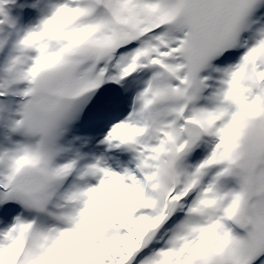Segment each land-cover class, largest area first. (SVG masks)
Returning <instances> with one entry per match:
<instances>
[{"label": "bare ground", "instance_id": "bare-ground-1", "mask_svg": "<svg viewBox=\"0 0 264 264\" xmlns=\"http://www.w3.org/2000/svg\"><path fill=\"white\" fill-rule=\"evenodd\" d=\"M94 1L9 0L10 9L18 5L28 9V21L19 22L21 29L32 35L29 29L36 24L38 34L21 37L20 29L14 37L17 23L12 18L5 26L13 28V35L7 36L4 49L0 45V93H5L0 100V169L4 174L2 178L0 173V264H125L151 225L159 227L168 219L166 206L171 200L163 196L158 198L160 204L153 200L158 188L141 189L143 181L148 184L143 170L137 183L131 180L128 185L127 171L122 162L121 166L115 162V148L110 147L115 146L118 134L126 138L124 150L134 152L141 137L166 130L160 181L165 188L175 189V203L187 209L188 215L182 220L177 217L174 229L166 231V247L155 246L134 264H172L170 255L176 250L179 264H264V36L260 35L264 27L255 29L260 26L257 17L264 15V0H212L216 38L187 92L179 82L190 72L193 39L190 29L177 23L187 0ZM68 2L75 6L69 7L74 10L70 18L62 11ZM108 10L117 18V28ZM74 13L95 24L82 29V19ZM162 22L163 32L142 36L149 28H160ZM56 35L65 50L48 60L42 39L49 41ZM235 53L241 55L236 62L230 60ZM107 60H112L110 74L98 88ZM224 61L226 67L221 64ZM143 65L145 69H140ZM230 66L239 70L230 73ZM159 69L168 70L169 77H156ZM132 72L137 75L131 87L140 85L146 93H132L118 113L141 106L143 97L142 109L149 115L139 123L141 130L130 129L118 113H101L95 122L88 119L85 112L99 103L107 107L104 102L112 94L127 89L117 81ZM166 80L174 86L161 89ZM107 90L109 94L103 93ZM178 93L181 101L186 100L176 101ZM21 96L26 98L22 103ZM95 123L104 127L98 130ZM7 131L10 153L3 152ZM92 136L98 141L100 158L84 148L78 154L75 148ZM219 171L217 189H210L201 203L193 202L191 208L197 206L193 215L185 203ZM33 175L48 187L29 189ZM68 179L72 181L66 198L63 187ZM230 187L237 190L230 194ZM134 196L133 209L115 220ZM228 202L234 205L227 214L231 221L217 218L213 223ZM100 216V221L114 220L104 224L98 221ZM229 223L234 235L225 236L220 231ZM201 238L213 243V248L207 249L208 244L199 248ZM12 247H16L13 255Z\"/></svg>", "mask_w": 264, "mask_h": 264}, {"label": "rangeland", "instance_id": "rangeland-1", "mask_svg": "<svg viewBox=\"0 0 264 264\" xmlns=\"http://www.w3.org/2000/svg\"><path fill=\"white\" fill-rule=\"evenodd\" d=\"M5 1V2H4ZM124 4V9H125V2ZM70 6H65L63 5L62 11L64 13V15L67 18H70L71 14L74 12V10L72 8L69 9ZM113 8V7H112ZM18 10H22V9H18ZM66 10V12H64ZM60 11L58 10L56 13H59ZM24 12L22 11H13L12 9H10V4H9V0H0V22L3 21V24L0 23V45L2 47V49L5 48L6 44H7V36H12L13 33V28H9L7 26H5V24H7L8 22H12V18L15 19V22L17 23V34L16 36H19V31L21 29V24L19 23L20 21H22V18L24 17ZM213 14H214V6L212 3V0H187L186 5L181 9L180 13H179V19H178V24L186 26L190 29L191 33H192V39H193V48H192V53H191V58H190V72L188 74V78L182 80V82H179L180 85H184L185 87V91H189V88H191L193 86V80L197 81V74L198 71L200 70L201 66H202V60L206 57L207 52L209 51L210 47H211V41L212 39L216 38V26L214 25V21H213ZM74 15L77 16V14L74 13ZM79 19H82L81 22V28L82 29H86L89 26H91L92 24L95 23H91L90 20H88L83 14H81L80 16L78 15ZM66 18V19H67ZM7 19V20H6ZM47 19H50V16L47 15ZM257 22H259L261 24V28L260 30L263 29L264 27V15L258 16L257 17ZM180 27V26H177ZM36 24H32L30 27V31L31 33H26V34H21L20 36H26L27 38H32L33 34L37 35L38 32L36 31ZM262 36H264V30L261 32ZM42 42L48 47V51H47V55L48 56V60H51L52 58H57L60 55V51H64L65 50V43H61V40L59 39V37L56 35L54 37H52L49 41H46L45 39H42ZM48 42V43H47ZM37 54V53H36ZM35 54V55H36ZM65 54V53H63ZM39 56V53L37 54ZM36 55V56H37ZM66 56V55H64ZM235 55L233 54V57ZM111 57V56H110ZM232 57V58H233ZM112 58V57H111ZM118 57H116L115 59H117ZM1 61V59H0ZM226 61L222 62L221 64L224 65ZM229 72H236L238 71V67L237 66H230L229 68ZM160 71L159 74H156V77H160V76H165V77H169V71L168 70H163V69H159ZM5 78V77H3ZM2 81L4 82V80L2 79ZM137 87L135 89H138L139 92L142 94L146 93V88H141L140 85H136ZM169 86H174V84H172L171 82H169L168 80L164 81L161 85V89L169 87ZM141 90V91H140ZM121 91L117 92L115 95L112 94V97L108 98L107 101L104 102V104H107V107H101L99 104L95 105L92 108H88V109H92L90 112H85V116H88V119L91 118L92 122H95L97 120L98 117H102L101 113L103 114H111V113H118L122 108H124L127 105V100H128V94L127 93H120ZM125 92V91H124ZM106 94H109L108 90L103 92ZM1 93H0V100L3 98L1 97ZM171 95V92H170ZM125 97V99H124ZM182 99V94L178 93V96L175 98L176 101H181ZM26 98L24 97H20V103H22L21 101H25ZM116 100H118L119 102H117ZM186 99H184L183 101H185ZM141 103L139 105V107L136 108H130L127 113L123 114H119L120 119L121 117L122 119V123L126 122L128 127L132 130H134L135 132H138L139 130H141V128H138L139 123L146 121L148 119V110H144L142 109L143 106H145V102L143 100H140ZM181 101V102H183ZM157 102V101H156ZM99 105V106H98ZM168 105L171 106L172 105V101L171 99L168 101ZM134 109V110H133ZM158 110V109H157ZM156 112V111H155ZM159 114V113H158ZM128 117V120H126V118ZM162 117L159 118H155V120H160ZM113 122V120H112ZM104 127V125L102 123H95V128L99 130L100 127ZM80 127L79 123H76V125L74 126V128H78ZM91 133L95 134V131H92ZM167 133H169V130L163 131L161 134H159L158 136H152V135H146L144 137H141L137 144H136V150L134 152L131 151H126L124 150V144L126 142V138H122L121 136L117 135V139H116V143L115 146L110 147V141L109 143H106V147H110V148H115L112 151V157L115 160V162L118 163V166H121V162H122V166L123 169H126L127 173L126 175L128 176V185H130V181L132 180L133 183H137L138 180V173L141 172L142 170L145 173V176L148 180V184L146 183V181H143L139 186L141 187V189H148V188H158V197H153V200H155L156 202L162 204V201H160L158 198H162L164 196V200H166L167 202L170 201L169 205L166 206V210L169 208L170 214H168V219L164 222L161 223L159 225V227L155 226L153 228H151L149 230V232H147L146 236H144L143 242L141 244V246L138 248L136 254L134 256H132L125 264H134V262L137 260V257L145 254L147 252H150L152 250V248H154L157 245H164L166 247L167 245V236L168 234H166V231H169V233L174 229V227L177 225V217L180 218V220L183 218H185V216H183L182 214H184V209L181 207V209L179 208V205L177 203H175V189H171L170 187L165 188L164 183H161L160 181V177H161V168H162V160L160 159V156L162 155V148L161 145L163 144V139L164 137H167ZM1 137V135H0ZM70 135L67 137V139H69ZM93 136L86 140V142L84 144H78L76 145V149H77V153L79 154L80 151L82 150V148H84V151L87 153L88 149H86L87 144L90 143H97V141H94L95 139ZM11 141V134L7 131L6 133H4L3 135V143L5 145L3 152L6 153H10L12 150L9 149V147L6 145L8 142ZM18 145V142H17ZM122 151H120V150ZM22 150V149H21ZM21 150L19 152H21ZM26 150V148H25ZM83 151V150H82ZM1 155V152H0ZM221 159L223 158V152L221 151ZM219 156V157H220ZM97 158H100V155H96ZM103 157H107V154H104ZM96 158V159H97ZM215 158H218V156H215ZM170 158V162L172 167L176 166V163H173V159ZM107 161V160H105ZM112 160H108L109 163H111ZM175 168V167H174ZM0 173H1V177H4V174L2 172V170L0 169ZM221 174V172L219 171V174L217 176H213L209 179H207L205 182H203V187L199 190L196 189V191H194L190 197V201L188 203H185L188 208L192 209L190 210L193 215H197V206H193V208H191L193 202L195 200H197L199 203H201L204 199L207 198L208 192L210 191V189H217V184L216 182H219V175ZM41 178L38 177L37 175H33L32 179L29 181V185L31 186V189L33 191L34 188H37V190L41 189V188H45L48 187V183H43L41 182ZM27 182V181H26ZM41 183V185L37 186L38 183ZM95 185L91 186L94 187ZM138 186V187H139ZM65 187V186H64ZM93 189V188H92ZM62 190V189H60ZM235 190H237L234 187H230L228 193H233ZM219 191V190H218ZM68 189L64 190L63 188V195H65L64 197L67 198V194H68ZM73 194V190L70 191L69 196H71ZM234 194H237L234 193ZM136 203V197H132L130 199V201L128 202V208H124L123 209V213L119 212L118 214L115 215V219L119 220L121 218L124 217V215L127 214V209H133V207L135 206ZM213 203L217 204V201H213ZM229 204L230 202H228L227 205H225V207L227 209L224 210V212H220L218 214V217H213L214 222L213 223H217L218 219H223L226 217V212L229 208ZM181 205L183 206L184 203H181ZM230 206H233V204H231ZM161 207V206H160ZM224 207V208H225ZM214 208H217L214 205ZM223 208V209H224ZM221 209V208H220ZM188 214V213H187ZM157 216L154 215L153 218H156ZM100 221L101 216L98 218ZM110 220H114L112 218L109 217H105L103 221H100L101 223H107V221ZM1 221V220H0ZM155 225V224H154ZM165 225V226H164ZM164 226V227H163ZM225 230V231H224ZM152 231V232H151ZM221 233H224L223 235L225 236H232L234 235V231H233V227L232 224H226L225 229L220 231ZM196 239V238H195ZM199 239V237L197 238V240ZM183 242V241H182ZM180 243L179 244V248L184 244V243ZM187 243V242H185ZM203 244H208V240L203 241L202 238L199 240V248H201V246ZM213 248V243L208 244V246L206 247L207 249L209 248ZM16 247H12V251H11V255H13L15 253ZM171 262L172 264H179L180 263V254L178 253V250L176 251H172L171 255ZM184 259H182L183 261Z\"/></svg>", "mask_w": 264, "mask_h": 264}, {"label": "water", "instance_id": "water-1", "mask_svg": "<svg viewBox=\"0 0 264 264\" xmlns=\"http://www.w3.org/2000/svg\"><path fill=\"white\" fill-rule=\"evenodd\" d=\"M144 76V75H143Z\"/></svg>", "mask_w": 264, "mask_h": 264}]
</instances>
